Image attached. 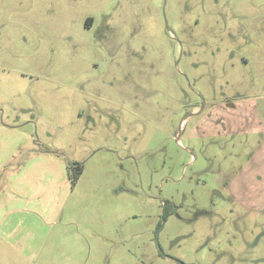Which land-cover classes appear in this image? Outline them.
<instances>
[{
	"label": "rangeland",
	"instance_id": "rangeland-1",
	"mask_svg": "<svg viewBox=\"0 0 264 264\" xmlns=\"http://www.w3.org/2000/svg\"><path fill=\"white\" fill-rule=\"evenodd\" d=\"M263 128L264 0H0V264H264Z\"/></svg>",
	"mask_w": 264,
	"mask_h": 264
},
{
	"label": "crops",
	"instance_id": "crops-1",
	"mask_svg": "<svg viewBox=\"0 0 264 264\" xmlns=\"http://www.w3.org/2000/svg\"><path fill=\"white\" fill-rule=\"evenodd\" d=\"M251 42L253 43V41ZM232 111L233 109H229L227 116H231ZM228 132H231V129ZM261 132L262 137H264V128ZM261 148L264 151V141ZM259 159L253 160L250 168L244 169L237 176L238 179L235 180V184L231 186V192L234 198L239 202H244V204H248L249 201L259 203L258 205L261 202L264 203V157L263 161H259ZM261 195L263 198H261Z\"/></svg>",
	"mask_w": 264,
	"mask_h": 264
},
{
	"label": "trees",
	"instance_id": "trees-1",
	"mask_svg": "<svg viewBox=\"0 0 264 264\" xmlns=\"http://www.w3.org/2000/svg\"><path fill=\"white\" fill-rule=\"evenodd\" d=\"M75 173H70V179L72 180V184H74L82 172V164H76L73 166ZM166 207V206H165ZM162 218L166 219L165 213H163Z\"/></svg>",
	"mask_w": 264,
	"mask_h": 264
},
{
	"label": "flooded vegetation",
	"instance_id": "flooded-vegetation-1",
	"mask_svg": "<svg viewBox=\"0 0 264 264\" xmlns=\"http://www.w3.org/2000/svg\"><path fill=\"white\" fill-rule=\"evenodd\" d=\"M72 181V180H71Z\"/></svg>",
	"mask_w": 264,
	"mask_h": 264
}]
</instances>
